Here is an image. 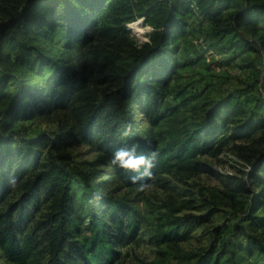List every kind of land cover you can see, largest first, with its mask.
Instances as JSON below:
<instances>
[{
    "label": "trees",
    "instance_id": "1",
    "mask_svg": "<svg viewBox=\"0 0 264 264\" xmlns=\"http://www.w3.org/2000/svg\"><path fill=\"white\" fill-rule=\"evenodd\" d=\"M191 14L207 21L210 37L226 38L221 51L245 46L261 50L264 61V0H0V206L12 186L20 190L0 208L5 261L30 264L42 252L36 264H124L118 246L139 223L133 207L102 193V172L114 171L127 185L142 188L167 154L180 162L218 152L235 136L214 139L221 123L235 124L245 136L264 130V90L247 109L233 96L211 106L200 124L183 132V141L163 143L157 131L137 129L138 113L149 114L151 127L171 116L173 109L163 104L177 66L173 46L186 36ZM139 16L153 27L151 42L133 49L126 72L96 76L87 56L101 53ZM93 85L99 90L93 92ZM57 109L68 110L73 121L37 139L19 134L16 126L23 121ZM76 140L100 150L97 162L110 169L70 167L68 147ZM122 145L136 146L137 155L158 153L150 177L109 165L111 152ZM262 170L264 158L249 176L263 184L264 175L255 173ZM130 174L138 179L132 182ZM255 206L256 199L247 217L263 229L264 207L252 213ZM217 234L193 264H264V242L256 235L242 241Z\"/></svg>",
    "mask_w": 264,
    "mask_h": 264
},
{
    "label": "rangeland",
    "instance_id": "2",
    "mask_svg": "<svg viewBox=\"0 0 264 264\" xmlns=\"http://www.w3.org/2000/svg\"><path fill=\"white\" fill-rule=\"evenodd\" d=\"M126 29L101 53L87 56L96 76L101 77L106 71L126 72L132 62L133 49L151 42L153 27L143 16L127 23ZM209 29L210 25L202 16L191 14L186 36L173 46L177 66L172 69L163 104L165 108L173 109L171 116L159 127H151L149 114L138 113L135 117L138 130L157 131L163 143L183 141V132L200 124L206 118L207 110L227 102L228 96L243 102V109L260 98L264 90L261 50L239 46L223 52L220 45L226 38L210 37ZM107 84H103L106 90L112 88ZM96 89L99 90L91 86L93 92ZM69 114L68 110L57 109L51 114L23 121L16 127L25 138L37 139L73 121ZM234 125L219 124L214 139L222 134L235 136L226 139L218 152L199 154L194 159L185 158L180 162L167 154L160 172L154 179L139 184L142 188L136 184L127 185L114 171L101 173L97 180H104L102 193L133 207L139 223L136 233L118 246L120 262L193 264L200 253L213 246L218 231L222 237L236 236L242 241H246L248 234L256 235L264 242V228H256L253 219L247 217V207L255 199L258 206L252 213L256 208L264 207V182L260 184L262 181H256L255 175L249 176L264 158V130H254L245 136ZM68 153L72 168L83 171L110 169L97 162L100 150L80 140L68 147ZM255 173L263 176L264 170ZM19 194V188L12 186L0 208L15 201ZM79 203L77 198L76 204ZM37 215L35 213L31 219H37ZM124 233L128 235V230ZM170 236L172 238L168 239ZM43 259V253H37L30 264ZM0 263L15 264L5 261L1 250Z\"/></svg>",
    "mask_w": 264,
    "mask_h": 264
},
{
    "label": "clouds",
    "instance_id": "3",
    "mask_svg": "<svg viewBox=\"0 0 264 264\" xmlns=\"http://www.w3.org/2000/svg\"><path fill=\"white\" fill-rule=\"evenodd\" d=\"M124 134L127 135L128 132L126 131ZM157 155L155 150H150L148 155H137L136 146L122 145L111 152L108 163L115 169L130 170V172L150 177ZM130 179L135 182L138 177L130 174ZM10 183L15 184V179H11Z\"/></svg>",
    "mask_w": 264,
    "mask_h": 264
}]
</instances>
